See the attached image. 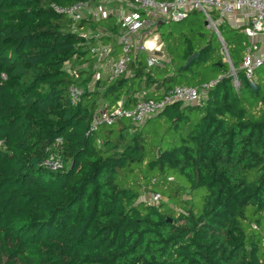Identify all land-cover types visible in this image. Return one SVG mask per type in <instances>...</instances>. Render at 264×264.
<instances>
[{"label":"trees","instance_id":"1","mask_svg":"<svg viewBox=\"0 0 264 264\" xmlns=\"http://www.w3.org/2000/svg\"><path fill=\"white\" fill-rule=\"evenodd\" d=\"M80 1L0 0V264H264V64L252 81L242 69L244 27L218 25L228 61L192 9L161 34L166 59L138 52L126 73L95 82L85 32L120 25L51 6ZM210 82L198 102L91 130L104 105ZM57 137L65 166L52 171L43 163Z\"/></svg>","mask_w":264,"mask_h":264},{"label":"built area","instance_id":"2","mask_svg":"<svg viewBox=\"0 0 264 264\" xmlns=\"http://www.w3.org/2000/svg\"><path fill=\"white\" fill-rule=\"evenodd\" d=\"M51 6L56 13L66 15L74 22H95L112 17L120 25L116 37L122 52L118 57L114 56L112 45L92 49L95 54L99 49V54L103 57V62L99 61L95 69V82L103 78L113 79L126 73L133 54L138 52L148 55L150 65L158 63L160 58L156 54L160 51L164 52L163 43L149 41L148 37L156 31L159 23L180 21L192 9L204 13L208 27L217 33L228 61L230 58L227 47L218 25L223 21L230 23L242 11L245 22L234 25V27H244L242 32L248 41L242 69L252 81L254 69L264 64V56L260 55L264 41L257 40L264 35V0H86L69 6H59L55 3ZM213 84V82L205 84L203 89L179 85L168 90L161 98H150L146 91H141L137 103L132 108L125 107L122 101L113 107L109 105L101 107L94 117L91 130H97L103 124H113L122 118L130 119L134 124H141L146 118L160 112L171 103L200 101L203 93ZM234 85L236 88L241 85L236 76ZM82 92L81 88L71 86L73 104L78 103ZM63 143L64 139L57 137L47 148L48 156L43 164L52 171L61 170L65 166L60 155Z\"/></svg>","mask_w":264,"mask_h":264},{"label":"rangeland","instance_id":"3","mask_svg":"<svg viewBox=\"0 0 264 264\" xmlns=\"http://www.w3.org/2000/svg\"><path fill=\"white\" fill-rule=\"evenodd\" d=\"M175 22H168L166 23L165 25H162V27L160 29H158L157 31H155L154 33H152L149 37H148V40L149 41H157V42H160L161 39V34L168 30L172 25H174ZM212 31L213 30H210V29H207L206 30V33H207V36H210L212 34ZM85 35H86V38L89 39V41H95V45L91 44L89 45V47H91V49L93 48H100L99 46H105L106 44H103L101 40H103L104 38H109V37H112L114 40H116L117 38L109 33V31H107L105 28L103 27H99V26H90V29L85 32ZM163 48H164V44H163ZM97 53L95 54L94 52V55H95V63L93 65V68L96 69L97 65H99L98 63L100 62H103L102 60V55L99 54V49L96 50ZM122 52V48H118V52L116 53V57H118ZM160 59H166V56H165V53L160 51L156 54ZM100 61V62H99ZM67 67L69 69H71L72 71H80L82 69H86V68H89V64L88 63H78L77 61H72L70 63L67 64ZM142 198L148 202H153L155 201V196H153V194H144L142 196Z\"/></svg>","mask_w":264,"mask_h":264},{"label":"crops","instance_id":"4","mask_svg":"<svg viewBox=\"0 0 264 264\" xmlns=\"http://www.w3.org/2000/svg\"><path fill=\"white\" fill-rule=\"evenodd\" d=\"M245 22V19H244V15H243V12L241 11V12H239L238 14H237V16L234 18V19H232L231 21H230V25L231 26H233L234 27V25H236V24H243ZM99 27H102V26H99ZM116 37V36H115ZM117 38V37H116ZM160 39H161V37H160ZM257 40L258 41H264V35H262V36H260V37H258L257 38ZM161 42L163 43V41H162V39H161ZM116 44H118V41H117V39L116 40H112L109 44H106V45H112L113 47L114 46H116ZM164 44V43H163ZM119 45V44H118ZM118 48H120V47H117V49ZM260 55H262V56H264V48L260 51Z\"/></svg>","mask_w":264,"mask_h":264},{"label":"water","instance_id":"5","mask_svg":"<svg viewBox=\"0 0 264 264\" xmlns=\"http://www.w3.org/2000/svg\"><path fill=\"white\" fill-rule=\"evenodd\" d=\"M168 23V22H166ZM165 23H159V26H162ZM206 25L208 26V21H206ZM198 56L197 53L193 54L191 57H189V59L187 60L185 67H187L196 57Z\"/></svg>","mask_w":264,"mask_h":264}]
</instances>
